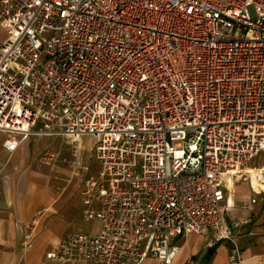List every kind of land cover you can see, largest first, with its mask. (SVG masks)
Listing matches in <instances>:
<instances>
[{"label":"built area","instance_id":"1","mask_svg":"<svg viewBox=\"0 0 264 264\" xmlns=\"http://www.w3.org/2000/svg\"><path fill=\"white\" fill-rule=\"evenodd\" d=\"M0 29L3 148L57 135L74 160L39 159L84 174L80 139H95L81 194L98 231L48 260L171 264L194 232L242 264L221 203L237 181L264 184L249 165L264 152V0H0Z\"/></svg>","mask_w":264,"mask_h":264},{"label":"crops","instance_id":"2","mask_svg":"<svg viewBox=\"0 0 264 264\" xmlns=\"http://www.w3.org/2000/svg\"><path fill=\"white\" fill-rule=\"evenodd\" d=\"M5 137L6 133L0 130V264H83L48 260L45 254L63 238L80 233L77 226L81 217L85 218L87 208L82 202V181L96 178L99 169L92 175L90 171L83 174L73 170L70 163L41 161L39 156L45 149L37 150L35 136L7 152L2 146ZM66 144L60 143L58 150L67 159ZM34 149L38 163L34 162ZM71 156L69 161L74 160L73 153ZM79 157L83 165H88L82 161L81 153ZM262 190L264 184L237 181L225 189L221 203L228 231L240 246L242 264H264ZM252 196L256 197V203L247 208L245 202ZM91 205L96 209L98 202ZM240 220L248 221L236 226L234 223ZM98 228L97 222L95 230L88 234ZM209 236L189 232L176 237L173 242L179 251L171 264H228L230 242L221 240L207 247ZM143 264H156V260L148 258Z\"/></svg>","mask_w":264,"mask_h":264},{"label":"rangeland","instance_id":"3","mask_svg":"<svg viewBox=\"0 0 264 264\" xmlns=\"http://www.w3.org/2000/svg\"><path fill=\"white\" fill-rule=\"evenodd\" d=\"M5 38H6L5 32H0V41L5 40ZM34 138H35L34 144L36 145L37 150L50 148L53 152H57L60 143L63 142V140L60 139V136H57V135L41 134V135H36ZM117 139H119V138H117ZM63 143H66V142H63ZM94 143H95V139L93 137L82 136L80 139V146H79L82 161L85 164H88L90 166V168H91L90 174L91 175H92V173H95L99 169V166L96 163V161H94L93 159H90V155H91L92 147H93ZM65 146L67 147V159L70 160L72 158L71 153H72V149L74 148V146L68 140H67V144ZM37 150L34 149V151H36L35 154L37 153ZM35 154H34V156H35L34 162L38 163V159H37L38 153L36 155ZM249 165H250V167H263L264 166V152H261L258 155H256L250 161ZM241 184H243V183H241ZM243 191L247 192L246 187H244ZM261 195H264V190H262ZM96 226H97L96 221L86 220L82 216L80 222L78 223L77 230L80 233L88 234L91 231H94Z\"/></svg>","mask_w":264,"mask_h":264}]
</instances>
